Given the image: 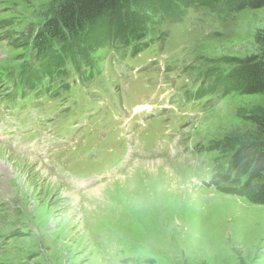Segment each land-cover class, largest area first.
I'll return each mask as SVG.
<instances>
[{
    "label": "rangeland",
    "instance_id": "rangeland-1",
    "mask_svg": "<svg viewBox=\"0 0 264 264\" xmlns=\"http://www.w3.org/2000/svg\"><path fill=\"white\" fill-rule=\"evenodd\" d=\"M60 1L0 0V63L21 52L30 24L48 21ZM156 28L169 64L183 56L200 55L207 67L235 69L236 61L264 53L259 42L264 36V7L232 14L221 29L224 36L177 32L169 38L163 25ZM84 54L78 71L68 63L61 69L64 74L52 81L54 98L47 124L59 141L54 157L65 173L71 174L75 163H87L86 172L103 173V178L93 193L82 197L93 188L78 194L59 174L0 144L8 165L27 182L20 187L19 180L0 164V197L11 205L0 219V231L18 224L33 230L18 237L16 247L0 261L264 264V205L250 202L245 194L210 190L205 186L208 181L200 178L208 166L206 159L217 158L218 150L240 147V152L256 141L254 118L264 117V93L234 91L219 106L203 99L196 104L201 111L197 116L190 115L196 111L192 105L179 109L171 104L164 115L160 107L165 86L166 103L184 101L177 88L189 82L192 74L172 65L165 82L153 61L142 58L132 65L120 51L108 49ZM193 92L191 88L189 93ZM47 95L44 86L40 90V96H46L44 103ZM137 107H149V111L140 112ZM164 119L179 126L164 135L160 127ZM199 139L212 142L215 153L208 158L169 156V145L174 151L190 149ZM161 146H166V156L160 160L140 158L142 150L153 152ZM51 176L71 193L49 183Z\"/></svg>",
    "mask_w": 264,
    "mask_h": 264
},
{
    "label": "trees",
    "instance_id": "trees-1",
    "mask_svg": "<svg viewBox=\"0 0 264 264\" xmlns=\"http://www.w3.org/2000/svg\"><path fill=\"white\" fill-rule=\"evenodd\" d=\"M218 5L228 11L237 13L242 9L264 7V0H204ZM168 0H63L58 2L51 17L42 26V31L34 39L37 56L47 71L49 64L55 62L51 50L53 42L62 45L64 50L76 46L80 53L85 50L100 49L110 37L142 28L151 16L161 13L168 15L173 11L172 2ZM186 5L190 0H177ZM133 6L134 10L130 6ZM132 10V11H131ZM126 12L127 24L121 23V13ZM162 20V18H160ZM103 29H99V27ZM97 29V30H96ZM264 49V36L259 38ZM25 44L21 45L23 49ZM21 49V50H22ZM85 55V54H84ZM237 67L226 76L219 88L235 91L239 94L264 93V53L236 61ZM256 141L246 149L237 152L231 166L242 170H251V175L241 191L234 194H245L249 201L264 205V117L255 119Z\"/></svg>",
    "mask_w": 264,
    "mask_h": 264
},
{
    "label": "bare ground",
    "instance_id": "bare-ground-1",
    "mask_svg": "<svg viewBox=\"0 0 264 264\" xmlns=\"http://www.w3.org/2000/svg\"><path fill=\"white\" fill-rule=\"evenodd\" d=\"M1 148H0V164L2 165V168L4 169V168H7L8 169V173H10V174H12V177L11 178H17L18 180H19V186L21 187V186H23V185H26V183L27 182H24V179L22 178V176L18 173V171H15V170H13L12 168H11V166L10 165H8V159L5 157V155H4V153H2L1 152ZM135 164H139L138 162L136 163V162H134ZM152 165V164H151ZM151 165L148 167V168H145L144 169V172H147L149 169H150V167H151ZM158 167H160V168H162V169H164V170H166V168H164V167H162L160 164L158 165ZM152 168H155L154 166L152 167ZM156 169V168H155ZM42 174H46V172H42ZM8 175V174H7ZM10 176V175H9ZM20 176V177H19ZM12 182H14V181H12ZM49 183H51V184H56V183H58V184H60L61 185V187L62 188H64V190H66V192H68L69 190L66 188L65 189V187L63 186V184L57 179V178H55L54 176H51L50 178H49ZM104 184V183H103ZM97 187H95V188H93L92 190H90L88 193H86V194H84L82 197H84V196H86V195H88V194H91V193H93V191H94V189H96ZM68 190V191H67ZM70 192V191H69ZM71 193V192H70ZM77 197V195H74V197ZM82 197H79V195H78V199H80V198H82Z\"/></svg>",
    "mask_w": 264,
    "mask_h": 264
}]
</instances>
